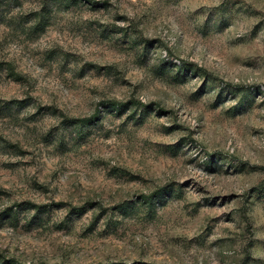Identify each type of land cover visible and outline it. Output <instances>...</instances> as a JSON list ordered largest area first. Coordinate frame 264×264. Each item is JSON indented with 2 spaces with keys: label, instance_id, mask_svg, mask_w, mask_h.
I'll list each match as a JSON object with an SVG mask.
<instances>
[{
  "label": "rangeland",
  "instance_id": "obj_1",
  "mask_svg": "<svg viewBox=\"0 0 264 264\" xmlns=\"http://www.w3.org/2000/svg\"><path fill=\"white\" fill-rule=\"evenodd\" d=\"M0 264H264V0H0Z\"/></svg>",
  "mask_w": 264,
  "mask_h": 264
}]
</instances>
